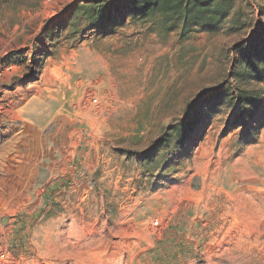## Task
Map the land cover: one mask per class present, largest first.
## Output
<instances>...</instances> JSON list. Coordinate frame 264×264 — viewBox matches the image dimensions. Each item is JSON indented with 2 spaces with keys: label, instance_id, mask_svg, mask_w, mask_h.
<instances>
[{
  "label": "rangeland",
  "instance_id": "obj_1",
  "mask_svg": "<svg viewBox=\"0 0 264 264\" xmlns=\"http://www.w3.org/2000/svg\"><path fill=\"white\" fill-rule=\"evenodd\" d=\"M98 1L0 0V59L17 57L0 78V264H89L51 250L72 215L106 222L116 264H264V209L238 203L264 208V75L240 78L236 50L264 0L185 34L178 15L98 26Z\"/></svg>",
  "mask_w": 264,
  "mask_h": 264
},
{
  "label": "trees",
  "instance_id": "obj_2",
  "mask_svg": "<svg viewBox=\"0 0 264 264\" xmlns=\"http://www.w3.org/2000/svg\"><path fill=\"white\" fill-rule=\"evenodd\" d=\"M85 7L89 19L98 26L115 23L118 18L128 13L161 14L165 17L178 15L183 23L184 34L196 27L215 30L229 18L234 9L232 0H100L88 3ZM260 10L261 15H264V9L260 8ZM263 32L264 28L255 38L242 42L236 47L240 61L246 64V70L240 75L242 79H262L264 75V39L259 40ZM16 58L15 54H9L3 62L16 64ZM239 99L241 103L239 112H241L251 102L245 95H241ZM236 118L239 119V114ZM199 125L200 122H195L185 129H177L178 127L173 129L179 130V135L182 137L193 133ZM165 143L167 141L163 140L162 145Z\"/></svg>",
  "mask_w": 264,
  "mask_h": 264
},
{
  "label": "bare ground",
  "instance_id": "obj_3",
  "mask_svg": "<svg viewBox=\"0 0 264 264\" xmlns=\"http://www.w3.org/2000/svg\"><path fill=\"white\" fill-rule=\"evenodd\" d=\"M20 120V119H19ZM13 140V139H12ZM248 153V152H247ZM39 154V153H38ZM33 157V156H32ZM237 162V161H236ZM235 163V162H234ZM243 163V162H242ZM216 164H219L218 162ZM231 164V163H230ZM233 164V162H232ZM231 164V165H232ZM202 165V164H201ZM223 166V165H222ZM221 166V167H222ZM217 169H213L212 173H215L216 171H220V166H217ZM224 167V166H223ZM210 168V163L205 162L203 163V166H201L202 170H205V172L208 173ZM235 173L238 174L237 176H241L240 178L245 179L246 176L250 175L251 173L247 171L246 168H243L240 166L239 161L234 165ZM223 171V170H222ZM225 171V170H224ZM210 173V172H209ZM235 174V175H236ZM208 175V174H207ZM247 176V177H248ZM254 176V175H253ZM210 177H214L213 175ZM216 177V176H215ZM258 179V178H257ZM209 180V179H208ZM207 181V180H206ZM214 182V181H213ZM252 182V181H251ZM254 182V181H253ZM259 182V181H258ZM246 192V191H244ZM254 192V191H253ZM242 193V192H241ZM248 193V192H247ZM245 194V193H244ZM253 194V193H252ZM255 194V192H254ZM243 195V194H242ZM247 195V194H246ZM258 195V194H257ZM242 197V196H241ZM245 197V195H244ZM234 198V197H233ZM236 199V198H235ZM259 200V199H258ZM240 201V200H239ZM261 201V199H260ZM254 201L252 198H245L241 203L238 202L239 204L243 205L245 208H247L248 213H247V218L252 219L253 215L257 212L260 213L262 212V207L257 205V202ZM263 202V201H262ZM259 203V202H258ZM263 204V203H262ZM236 205V204H235ZM262 206V205H261ZM264 206V205H263ZM235 207V206H234ZM243 207V208H244ZM237 210V209H236ZM82 213V212H81ZM85 213V212H84ZM238 213V212H237ZM78 215V214H77ZM89 215V214H88ZM79 216V215H78ZM262 216V215H261ZM81 217V216H80ZM83 217V216H82ZM91 218V216H89ZM93 217V216H92ZM85 218V217H84ZM70 223L69 224H64V230L59 232L57 236L60 237L58 244L56 247H51V250L53 251L54 256L59 255L60 257H64L65 255H70V256H79L85 261L88 260L86 259L85 256H89V261L90 259H93V261L89 262V264H116L115 261L118 260L116 259V255L118 252L112 253L110 250V241L107 231L105 229L106 222L104 223H99L100 228L99 230H94L93 232H89V230H86V228L81 227L79 225L77 218L75 215L70 216ZM82 220V218H81ZM87 220V219H86ZM85 220V221H86ZM93 220V219H92ZM84 221V222H85ZM91 221V220H90ZM87 222V221H86ZM94 222V221H93ZM92 222V223H93ZM66 223V222H65ZM81 223V222H80ZM89 223V222H88ZM91 224V223H90ZM88 225V224H87ZM89 226V225H88ZM89 228V227H88ZM120 232V231H119ZM92 233V234H90ZM118 233V232H117ZM123 233V232H122ZM241 233V232H240ZM116 234V233H115ZM243 235V232H242ZM239 236L238 238L239 243H245V237L244 236ZM65 238H67V244L64 243ZM72 241L77 242V245H74ZM48 242H50V239L48 237ZM71 245V246H70ZM72 247V248H71ZM119 247L116 246V250ZM118 255V254H117ZM53 256V255H52ZM119 257V256H118ZM117 257V258H118ZM105 258H108L105 260Z\"/></svg>",
  "mask_w": 264,
  "mask_h": 264
},
{
  "label": "built area",
  "instance_id": "obj_4",
  "mask_svg": "<svg viewBox=\"0 0 264 264\" xmlns=\"http://www.w3.org/2000/svg\"><path fill=\"white\" fill-rule=\"evenodd\" d=\"M9 54L4 55L1 59H0V78H3L5 73L8 71H12L15 68V64L14 63H4L3 59L6 58ZM94 103L97 102L96 99L93 100ZM158 222H155V225L158 226Z\"/></svg>",
  "mask_w": 264,
  "mask_h": 264
},
{
  "label": "crops",
  "instance_id": "obj_5",
  "mask_svg": "<svg viewBox=\"0 0 264 264\" xmlns=\"http://www.w3.org/2000/svg\"><path fill=\"white\" fill-rule=\"evenodd\" d=\"M54 116H56V115H54ZM48 121H50V120H48ZM51 122V121H50ZM46 126V125H45Z\"/></svg>",
  "mask_w": 264,
  "mask_h": 264
}]
</instances>
